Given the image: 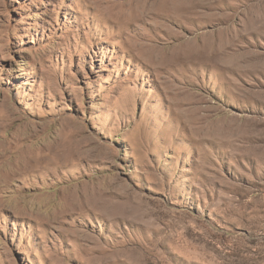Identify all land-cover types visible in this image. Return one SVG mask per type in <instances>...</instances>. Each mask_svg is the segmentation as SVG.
Instances as JSON below:
<instances>
[{"label":"rangeland","instance_id":"374dc122","mask_svg":"<svg viewBox=\"0 0 264 264\" xmlns=\"http://www.w3.org/2000/svg\"><path fill=\"white\" fill-rule=\"evenodd\" d=\"M0 264H264V0H0Z\"/></svg>","mask_w":264,"mask_h":264},{"label":"bare ground","instance_id":"6f19581e","mask_svg":"<svg viewBox=\"0 0 264 264\" xmlns=\"http://www.w3.org/2000/svg\"><path fill=\"white\" fill-rule=\"evenodd\" d=\"M132 11H133V9H132ZM151 46V45H150ZM149 54V53H148ZM160 54V53H159Z\"/></svg>","mask_w":264,"mask_h":264}]
</instances>
